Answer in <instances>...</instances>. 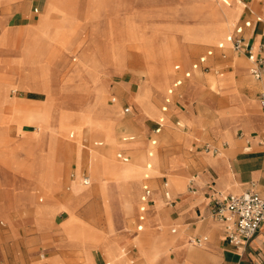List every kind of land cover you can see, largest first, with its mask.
I'll return each instance as SVG.
<instances>
[{
  "label": "crops",
  "instance_id": "obj_1",
  "mask_svg": "<svg viewBox=\"0 0 264 264\" xmlns=\"http://www.w3.org/2000/svg\"><path fill=\"white\" fill-rule=\"evenodd\" d=\"M231 1L240 14L244 7L240 19L234 21L224 40L190 66L184 57L186 70L182 71L180 64L173 66L177 76L172 80V74L166 94L159 88L162 79L152 82L145 78L140 82L143 92L138 103L135 94L140 84L133 92L136 81L126 77L125 63L122 75H111L102 69L92 90L83 94L77 92L78 87L85 86L81 79L72 78L64 83L65 69L50 77L54 86L64 83L67 90L57 93L55 101L64 111L74 115L84 113L110 95V104L103 102L106 106L116 105L124 115H132L126 121H122L121 113L118 117L109 115L108 119L117 122L114 136L91 132L88 125L74 118L66 123L64 130L57 126L52 132L37 128L34 117L43 113L46 95L33 89L27 74L10 70L12 81L7 92L20 90L24 97H6L2 101L10 118L5 116L0 125L4 136L0 138L3 141L0 146V264H264V222L258 233L237 249L227 239L226 223L210 214L214 200L228 194L239 195L251 183L264 197V140H261L264 111L259 102L260 94L264 93V77L254 79L252 63L227 42L228 36H239L244 48L258 52L264 45V0ZM1 3L8 12L0 16L10 30H16L14 47L19 48L24 28L37 24L46 0ZM40 7L42 13H39ZM246 22L250 25L245 26ZM237 28L242 29L240 35L235 32ZM46 51L47 48L40 50L43 54ZM216 51L219 52L216 63L233 66L225 75L215 78L220 86H213L222 93L210 99L204 96V81L196 73L209 69L208 61ZM227 51L231 52L229 56ZM128 57L138 62L135 50H128ZM10 60L14 65L20 64L15 51H10ZM158 102L163 103L160 110L156 106ZM195 102L200 104L197 112L193 107ZM16 111L30 116L31 122L15 121ZM216 111L230 114L224 121L221 119V128L227 127L229 138L218 129L209 130ZM182 116L201 121V133L189 137L195 130L182 124ZM121 126L136 135L124 134L118 140L116 131ZM84 130L90 136L104 138L93 143V147L105 145L104 156L110 155V159L111 153L117 151L115 157L120 162L117 164H121L117 180L104 179L102 171L90 173L88 165L87 172L81 170L82 146L77 143L82 141ZM66 135L72 140L60 143ZM48 140L53 144L51 152L43 146ZM206 145L217 152H206ZM57 150L77 163L76 176L67 182V187H64L65 166L56 160ZM141 154L144 159L134 160L133 155ZM154 158L157 171L151 167ZM95 159L102 167L100 153ZM129 163H135L140 169L139 180L133 177L136 170ZM84 178L90 181L89 185L82 184ZM67 233H90L98 241L78 243ZM196 239H201L202 244L196 245Z\"/></svg>",
  "mask_w": 264,
  "mask_h": 264
},
{
  "label": "rangeland",
  "instance_id": "obj_2",
  "mask_svg": "<svg viewBox=\"0 0 264 264\" xmlns=\"http://www.w3.org/2000/svg\"><path fill=\"white\" fill-rule=\"evenodd\" d=\"M16 1L18 0H0V15H5L8 12L6 5L1 2ZM221 2L229 13V22L219 12L217 0H46L44 13L40 14L37 24L32 28H24L23 34L21 33L22 30L20 31L19 34H22V36L21 40L19 39V48L14 47L16 30H10L7 21L0 16V125L5 116L10 118V112L6 106H3L2 101L6 97L8 99L24 97L23 92L20 90L10 89L7 92L8 85L12 81L10 70L14 72L19 70L21 73L27 74L32 85L35 84V87L45 89L44 111L42 115L34 117L36 123H38L37 128H48L51 131L54 126H57L58 129L64 130L66 129V123L74 118L88 125L91 132L98 131L105 135L114 136L115 131L111 130L112 121L108 119L109 115L107 114V109L110 106H106V104H110L108 102L110 95L102 98L90 110L74 115L72 112L62 110L60 105L55 102L57 93L67 91L64 83L72 78H79L85 82V86L78 87L77 92L87 93L92 90L94 81L97 80L102 69H106L111 75H122L124 63L126 77L136 81V85L132 88L133 92L136 91L137 86L145 78H147V81L153 82L156 79H162L164 82L171 80L173 74L172 80H174L177 76L173 71L174 65L180 64L182 71L186 70L187 67L183 65L184 57L187 59V65L190 66L209 48L215 47L220 41L224 40L230 33L234 21L240 19L239 15H242L244 7L240 14L231 0H221ZM42 11L43 8L40 7L39 13H42ZM35 23V21L31 22V25ZM198 30L200 32L197 36L195 33ZM187 42L200 43L189 44ZM43 48H47L45 54L40 52ZM73 48L75 52L72 50ZM130 49L137 52L138 62L140 61L144 65L128 57V50ZM10 51L16 52L20 64H12ZM72 51L73 53H70ZM230 53V51H227L228 56ZM216 58H219L218 51L209 59V69L207 71H197L196 73L204 81V96L210 99H215L222 92L218 88L212 87L213 85L209 80L219 78L220 74L225 75L233 66L231 63L220 65L214 61ZM51 59L64 62L62 68L56 67L55 63L49 64L47 61ZM73 59H76V61H73ZM228 67L230 69H226ZM64 69L67 72V78L62 85L54 86L53 82H50V77ZM43 76L45 77L43 78ZM217 85L220 86L218 79L216 81ZM139 86H142V84ZM135 99L138 103L142 101V98L138 99L136 95ZM105 101L106 104L103 103ZM122 106L124 104H121ZM156 106L160 110L163 103L158 102ZM199 106L198 102L194 103L195 112H197ZM113 107L119 110L116 105ZM216 112H219L221 116L217 117V113L215 114L214 120L210 123V131L220 130L218 123L221 122V119L224 120L230 115L229 112ZM120 113L122 121L129 120L132 117V115H124L121 109L117 115L119 116ZM25 115V113L16 111L14 119L29 124L32 118ZM218 118L221 119L218 121ZM181 122L194 127L195 134L193 136L188 135L189 137L194 138L202 131L203 124L201 121L200 123L198 121L194 122L193 119L183 116ZM149 126L152 128L151 125ZM8 127L10 129V122ZM108 128L109 132L107 131ZM27 129L32 132L36 131L34 127H28ZM221 130L228 129L226 127L225 129L221 128ZM124 134L136 135L124 126L117 129L116 137L118 140ZM0 136L1 139L4 137L2 132H0ZM71 140L66 135L59 141L60 143H67ZM101 140L104 141V138L93 137L86 130L83 131L82 141L77 143L78 146H82L80 149L82 156L81 170L87 172V165L95 163L97 166L96 172L102 171L104 179L117 180L119 173L114 168L121 165L117 164L120 163L115 157L117 151H113L110 157L116 163L109 161L103 154L105 145L103 148L102 146L93 147L94 142ZM0 146H3L2 140H0ZM43 146L48 152L53 150L51 140L46 141V145L43 144ZM157 146H160V142ZM99 153L105 166L99 167V163L95 159ZM133 157L136 161L144 159L142 154L139 156L133 155ZM56 160L65 166L64 180L66 184L64 187H67V182L73 180L76 176L77 163L74 158H69L59 150L56 153ZM151 164H153L151 165L152 169L157 171L156 158L151 161ZM128 165L136 170L132 175L139 180L138 172L140 169L135 163H129ZM143 165L144 162L140 163V166L143 167ZM38 197H41V195H38ZM67 235L71 240L78 243H96L98 241L97 237L90 233H67ZM0 237L2 240V235ZM6 256L10 260V254Z\"/></svg>",
  "mask_w": 264,
  "mask_h": 264
},
{
  "label": "built area",
  "instance_id": "obj_3",
  "mask_svg": "<svg viewBox=\"0 0 264 264\" xmlns=\"http://www.w3.org/2000/svg\"><path fill=\"white\" fill-rule=\"evenodd\" d=\"M250 23L246 22L245 26ZM236 34L240 35L241 28L235 30ZM227 42L230 43L235 52H243L247 59L252 63L251 75L256 80H261L264 77V45H261L258 52L255 53L252 48L243 47V39L241 37H227ZM222 48V45H219ZM204 59H200L203 63ZM196 68L197 65H194ZM186 76H189L188 74ZM260 107L264 111V93L259 96ZM125 109V112H128ZM262 141L264 138L261 139ZM206 152L217 150L210 149L205 146ZM121 158V155L117 156ZM90 181L86 178L82 180L83 185H89ZM146 197H143L145 200ZM210 214L214 219L222 220L226 223V236L228 241L237 249L246 245L259 231L264 222V197L255 190V185L251 183L241 194H228L224 197L214 200L210 207ZM196 245H201L202 240L196 239Z\"/></svg>",
  "mask_w": 264,
  "mask_h": 264
},
{
  "label": "bare ground",
  "instance_id": "obj_4",
  "mask_svg": "<svg viewBox=\"0 0 264 264\" xmlns=\"http://www.w3.org/2000/svg\"><path fill=\"white\" fill-rule=\"evenodd\" d=\"M217 3H218V6H219V12H221L222 13V15L226 18V20H227V22H229L228 21V18H229V13L226 11V8L224 7V5H223V3L221 2V0H217ZM212 7H214V6H212ZM196 24V23H195ZM203 24V23H202ZM208 24V23H207ZM197 25V24H196ZM220 25V24H219ZM226 26V25H225ZM198 32H200V30H198V31H196V33H195V35H197L198 36ZM145 57V56H144ZM147 57V56H146ZM145 59V58H144ZM184 60H185V58H184ZM148 61V60H147ZM49 64H53V63H55L54 65H56V67L58 66V68L60 67V68H62V64H64V62H62V61H59V60H56V59H51V60H48L47 61ZM165 63V62H164ZM184 65H186V62L184 61ZM168 66V65H167ZM187 66V65H186ZM146 68H148V67H146ZM149 70V69H148ZM148 70H146L147 72H149ZM168 71V70H167ZM168 74V73H167ZM170 75V74H169ZM92 76V75H91ZM171 77V76H170ZM214 77V76H213ZM92 78H93V76H92ZM170 81L171 80H169V81H164V82H162V85L159 87L160 89H161V91H163V93L164 94H166L167 93V90H168V88H169V85H170ZM211 81V83H212V85H216V81H217V79H211L210 80ZM34 85V87H33V89L34 90H37V91H41V92H45V89L44 88H42V87H35V84H33ZM32 85V86H33ZM214 86H212V87H214ZM142 92H143V85L142 86H139V88H138V90H137V92H136V97L139 99H141L142 98ZM156 92V91H155ZM159 95V94H158ZM161 96V95H160ZM160 101V100H159ZM223 103V102H222ZM21 106V105H20ZM155 106V105H154ZM21 108V107H20ZM26 108H28V107H26ZM44 108H45V106H44ZM24 109V108H23ZM30 109V108H29ZM110 110V112H107V114L108 115H115V116H117L118 117V111L119 110H116L115 109V107H113V106H110L109 107V109H107V111H109ZM30 111V110H29ZM36 111V113H37V110H35ZM217 113V117L220 115L219 114V112H216ZM27 115V114H26ZM25 115V116H26ZM42 115V114H41ZM221 116V115H220ZM28 118V117H27ZM182 119H183V116L181 117ZM187 118V117H186ZM221 118H218V121L220 120ZM187 120V119H186ZM225 120V119H224ZM223 120V121H224ZM188 121V120H187ZM222 121V122H223ZM112 124H111V130L114 132L115 131V127H116V125H117V122H116V120H112V122H111ZM219 124V126H220V128H221V125H223V124H221V122H219L218 123ZM191 125V124H190ZM219 126H218V128H219ZM110 130V131H111ZM221 130V129H220ZM107 131L109 132V128L107 129ZM221 133H222V135H224V137H226V138H229V134H228V132H227V130H221ZM43 136V135H42ZM231 140V139H230ZM232 141V140H231ZM109 149V148H108ZM107 149V150H108ZM111 149V148H110ZM109 151V150H108ZM110 152V151H109ZM112 152V151H111ZM110 154V153H109ZM110 156V155H109ZM108 156V157H109ZM107 157V158H108ZM106 158V159H107ZM109 159V158H108ZM137 159H139V158H137ZM109 161H110V159H109ZM111 163V162H110ZM107 164V163H106ZM114 165V164H113ZM103 166H105V165H103ZM89 167V172L90 173H93V172H96L97 171V166H96V164L95 163H93V164H91V165H89L88 166ZM115 170H116V172L117 173H119V171H118V167H115L114 168ZM115 172V173H116ZM115 175V174H114ZM116 176H118V175H116ZM86 235V234H85ZM84 238V237H83ZM81 240V239H80ZM84 240V239H83ZM82 241V240H81ZM80 241V242H81Z\"/></svg>",
  "mask_w": 264,
  "mask_h": 264
}]
</instances>
